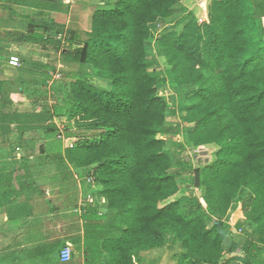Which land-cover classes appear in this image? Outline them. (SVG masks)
<instances>
[{"label": "trees", "instance_id": "16d2710c", "mask_svg": "<svg viewBox=\"0 0 264 264\" xmlns=\"http://www.w3.org/2000/svg\"><path fill=\"white\" fill-rule=\"evenodd\" d=\"M4 1L10 18L23 19L17 7L38 14L62 11L56 7L61 1ZM101 1L107 8L94 13L84 33L69 30L64 37L59 30L53 36L44 25L25 23L22 41L50 47L61 55L63 69L48 63L42 67L51 72L40 74L25 69L21 59V67L11 70L9 58L17 53L4 55L11 47L0 42L5 78L0 79V137L7 142L14 135L19 142L11 143L10 151L0 149V172L6 170L9 152L12 156L17 145L24 146L26 132L40 130L54 138L63 126L75 141L59 162L95 169L106 199L99 207L85 201L84 220H102L85 223L83 237L75 240V252L86 256L85 264H135L142 252L168 245L175 249V264H257L264 248V0H212L207 22L192 16L181 32L168 31L161 38L158 31L185 0ZM110 2H115L112 9ZM153 40L161 65L148 56ZM69 67L76 69L63 78ZM57 74L53 87L59 84L65 92L53 105L50 93L38 87H49ZM93 75L111 81V90L95 86ZM168 88L193 90L177 101L159 95ZM18 95L31 101L32 111L21 110ZM170 146L195 155L175 167ZM206 147L215 151L202 162L196 152ZM12 157L19 170H31L28 158ZM191 158H199L197 166ZM70 180L74 199L78 184L74 176ZM197 190L202 198L194 194ZM239 208L242 237L232 234L230 225ZM230 238L232 255L227 256ZM62 246L67 245L40 246L37 254L30 249L0 252V264H24L26 256L28 264H39L38 256L61 264ZM75 252L63 264H75Z\"/></svg>", "mask_w": 264, "mask_h": 264}, {"label": "rangeland", "instance_id": "374dc122", "mask_svg": "<svg viewBox=\"0 0 264 264\" xmlns=\"http://www.w3.org/2000/svg\"><path fill=\"white\" fill-rule=\"evenodd\" d=\"M54 2H60L61 1V5H56V7H61V13H58L57 11H45L44 13H36L32 10H27L25 8H16L17 12H19L21 15H23V19L21 17L16 18H10L8 13H6L5 11H0V37L4 38V39H13L14 42H20L21 45L18 46V44L15 45V47L13 46L12 49H6L7 51H4V55L9 56L11 54V50H13V52H16L17 55L22 59V62L24 63V68L29 70L31 68H34V70L36 72H40V74L43 73H50L51 71H48V69H44L42 67V65H46L48 63H53L56 67L58 65V68H56L57 70L59 69H63L65 68L64 65H62V63L60 62L61 60V55H54V53L50 52V47L49 48H43L41 45H35V44H31V45H27L24 46L26 43H24L23 37L25 35H27V26H25V23H29L30 21H35L41 25H44L43 30H45L46 28L48 29V33L50 35H56V31H65L64 37L66 35L67 31H71V30H77L80 33H84L85 31H89L90 30V26H91V19H92V15L94 13L95 10H100V9H106L107 8V2L105 1H101V0H75V5H82L81 7H79V10H82V14L79 13L77 15L78 19H75L73 14H71V6L74 5V0H70V3L67 2V0H51ZM212 0H185L184 2L178 4V6H176V8L173 11V15L168 18L166 20V22L164 23L163 27L160 28V30L158 31V37L161 38L164 36V34H166L168 31L172 32V31H177V32H181L183 27L188 23L189 19L192 16H195L198 18V21L203 18V16L207 17L208 13L205 11H203L200 8V4L204 5V6H209V3ZM111 4L109 5L110 9H112L114 7V3L115 2H110ZM108 8V9H109ZM10 11V10H9ZM54 12V13H52ZM72 16V17H71ZM9 19V20H8ZM9 21V22H8ZM200 23V22H199ZM16 25V26H15ZM23 25V26H22ZM25 26V27H24ZM18 27V31H13L14 28ZM13 28V29H12ZM12 29V30H11ZM40 30V29H38ZM20 31V32H19ZM65 39V38H64ZM65 43V42H64ZM64 46V45H63ZM66 46V45H65ZM147 51H148V56L150 59H157L160 62V65L163 64V59L160 57V50L158 45L156 44V40L151 41L150 43H148L147 45ZM58 56V57H57ZM55 69V71H56ZM76 67H69V69H67V71H64V77L68 74L67 72H73V70H75ZM54 71V72H55ZM58 72V71H57ZM60 72V71H59ZM87 72V71H86ZM3 72L0 71V79H5L3 74ZM87 73H92L91 70L90 72ZM74 74H78L77 72H75ZM73 76V74H72ZM59 76H54V78L50 81L49 83V87H38V89H41L42 91H48L50 93L51 96V103L54 105L55 103L61 102L63 99V93L65 92L62 88H58L59 84L56 85V87H53L54 84V79H58ZM74 78V77H73ZM93 80V83L95 86L102 88L104 90H111L112 87V82L107 80V79H102L100 77L94 76L91 77ZM26 80H31L30 75L28 74L25 77ZM33 79V78H32ZM193 89L191 88H182L179 91L175 92L172 91L170 88H168L166 91H161L159 93L160 96L165 97L166 99H168V97H173L175 98L177 101L181 100L182 98H185L187 96L191 95V91ZM21 98L20 100L22 102H20L22 104V106L20 105L21 109H24L25 106V101L23 99H25L26 97H24L23 95H20ZM16 102L19 101L18 97H15ZM32 104V103H31ZM169 121L172 123H175L176 121H178L176 118L174 117H170ZM61 130L66 131L65 127L61 126ZM61 133V131H60ZM81 138H83V135L80 136ZM163 138H167L166 136H163ZM57 138V139H56ZM66 138H68L66 136ZM173 140L179 141V137L175 138V136H172ZM53 139H55L53 141ZM169 138H167L168 140ZM73 141H75L74 139H72ZM32 141V142H29ZM57 141H61V145H58L56 142ZM70 140L67 141H62L60 139H58L57 137L54 138H46L44 133L42 131H38V130H32V131H28L24 134L23 136V143L24 146L23 147H19V145H17L15 153H12V156L16 155L17 158L20 159H26L25 157L27 155H32L34 153H40L41 151L44 150V153H47L49 156H52L51 158L55 157V159H61L63 157V155H65V149L69 146ZM181 141H183V137L181 138ZM11 143H19L16 139L15 136L13 135L12 137H10L8 139L7 142H4L2 140V138L0 137V149H6V151H10ZM27 145V146H26ZM19 147V148H18ZM43 147V150H41V148ZM26 150H25V149ZM215 151V148L213 147H206L205 149H202L200 152H196V153H201V161L204 162L209 158H211V154ZM17 153V154H16ZM168 155L172 158L173 160V164L175 167H178V165L182 162V161H187L189 160L188 157H194L195 153H187L186 155H183L181 152H179L177 147H172L170 146L168 148ZM2 155L0 154V157ZM10 152H9V157L7 159H5L4 163V167H5V171L2 173H5L7 171H19L18 166H16V161H13L12 159L10 160ZM35 156V155H34ZM185 157V160H184ZM198 159H196V161H193L194 159H190V162L192 163L193 166H197L198 165ZM192 160V161H191ZM36 161H38L36 159ZM34 160V162H36ZM33 160H28L27 161V165L31 166L33 165ZM2 161L0 162V167ZM22 172V170H20ZM75 173H78L79 175H85L86 178H91V176H94L95 173V169H93L92 171H85L83 170H79V169H74ZM1 173V172H0ZM22 174V173H21ZM88 182L87 185H83L84 186V190H83V202L86 205L85 201L87 202L90 196H94L97 197L99 200L101 198V188L97 185L96 181L93 180L92 178V182L86 181ZM194 194L200 198H202V192L200 191H195ZM82 202V203H83ZM167 203H163L162 205H166ZM90 205V204H89ZM100 205L99 203H97L95 206ZM94 205H90V207ZM206 207V206H205ZM107 211L100 212L101 215L105 214ZM59 212L55 213V216H58ZM54 216V217H55ZM243 212L242 209L239 208L238 211H236L230 218V225L232 228V234L237 235L242 237L243 232H241V230H239L238 225L240 223H242L243 221ZM45 218V217H44ZM42 224L44 225V228L46 230H48V232H50L51 230V226H56L52 225V220L49 217H46L45 219L42 220ZM94 221V223L96 224H100L102 223V220L97 219V220H91ZM54 223V222H53ZM56 223V222H55ZM57 228H59V226H56ZM54 229V228H52ZM57 231V235L59 234V229L54 230V232ZM1 238V237H0ZM234 240V238H230L227 240L225 248H226V255H232V253H228L229 248L231 246V241ZM64 242L61 239H58V237L54 236L53 241L51 242L52 245H57V243H61ZM6 244V243H5ZM4 247V241L3 239L0 240V248ZM64 247L66 246H62L61 250L64 249ZM36 249V250H34ZM166 253L170 252V251H175V249H172V246L168 245L166 248ZM30 253H41V250H37V248L33 247L30 249ZM1 251V250H0ZM80 251H78V255H80ZM2 256V254L0 255ZM39 257V264L41 262V264H60L58 262V260L55 259V261L53 259H47L45 257L42 256H38ZM158 260H161L162 262H165L168 260V257L165 254H161V252L158 253ZM260 260L258 261L257 264H264V248L262 250V253L260 254ZM175 256L171 259V262L175 264ZM25 263L24 264H28V260H27V256L24 257ZM63 264V263H61Z\"/></svg>", "mask_w": 264, "mask_h": 264}, {"label": "crops", "instance_id": "0c3cea01", "mask_svg": "<svg viewBox=\"0 0 264 264\" xmlns=\"http://www.w3.org/2000/svg\"><path fill=\"white\" fill-rule=\"evenodd\" d=\"M76 3L74 0V5L71 6V14L75 19H78L77 15L82 14V10H79L82 5H75ZM6 6L10 5L6 4L4 0H0V11L3 10L9 15ZM1 41L3 45H10L11 48L15 47L16 44L21 45L20 42H14L12 39H0ZM27 45L31 44L27 43L24 46ZM20 98L21 96L18 95L19 101H21ZM23 100L25 106L21 110L24 112L32 111L31 101L27 98ZM45 156L48 159L39 161L41 157ZM51 157L47 153L41 154V152L29 154L25 158L33 160V162L36 159L38 160L31 165L30 171L25 173L24 170L22 172L12 170L0 173V240L3 239L4 241V247L0 248L1 253L17 250L26 251L40 246H42L41 248L48 247L54 236L63 240L65 245L71 246L73 252H75L77 247L75 240L83 237L84 224H94V221L84 220L83 217L87 207V204L85 205L83 202V185L88 184L86 176L75 173V168L69 164H64V161L59 162L60 160ZM11 159L13 160L12 156ZM73 176L77 180L79 190V195L74 199L71 195L72 180H70ZM97 206L99 207V205ZM56 212H59V217L55 216ZM44 217L51 218L52 225L57 224L56 226H59V228L51 226L54 229L51 228V231L48 232L44 225H41L42 220L45 219ZM57 229H59L58 235L57 231L54 232ZM159 252L165 254L168 260L161 263V260H158L157 257ZM75 253V264H85L86 256L81 253L78 255V252ZM174 253L175 251L166 253L164 248L149 250L142 252L135 264H174L171 262Z\"/></svg>", "mask_w": 264, "mask_h": 264}, {"label": "built area", "instance_id": "2783aa9c", "mask_svg": "<svg viewBox=\"0 0 264 264\" xmlns=\"http://www.w3.org/2000/svg\"><path fill=\"white\" fill-rule=\"evenodd\" d=\"M67 2L70 3V0H67ZM200 8L204 12L206 11L208 13V7L207 6H204V5H201L200 4ZM208 20H209L208 18L206 19V17L203 16V18H201L199 20V22L200 23H204V22H207ZM21 65H22L21 58L18 55L14 54V55H12L9 58L8 67L11 70L17 69V68L21 67ZM56 76H59V78H60V74H57ZM60 129H62V128L60 127ZM58 139H60V140H62L64 142L67 141V140H70L67 146L73 147L74 141L71 138H66V134L64 133L63 130H61V133L58 135ZM92 178H93V180H95V177L94 176H91V178H89V179L87 178V181L92 182ZM86 203H88L90 205H94V206L97 203H99L101 205H104L106 203V199L103 196H101L100 200L97 197L90 196L89 199H88V201ZM72 257H73V249L70 246H66V247H64V249H62L60 251V259H61V261L63 263L70 262L72 260Z\"/></svg>", "mask_w": 264, "mask_h": 264}, {"label": "water", "instance_id": "95a60500", "mask_svg": "<svg viewBox=\"0 0 264 264\" xmlns=\"http://www.w3.org/2000/svg\"><path fill=\"white\" fill-rule=\"evenodd\" d=\"M202 203H203V205H204V206H206V203H205V201H204V200H202Z\"/></svg>", "mask_w": 264, "mask_h": 264}, {"label": "clouds", "instance_id": "9594fccd", "mask_svg": "<svg viewBox=\"0 0 264 264\" xmlns=\"http://www.w3.org/2000/svg\"><path fill=\"white\" fill-rule=\"evenodd\" d=\"M208 19H209V17H208ZM68 246V245H67ZM71 247V246H70ZM61 260V259H60ZM62 262V261H61ZM63 263V262H62Z\"/></svg>", "mask_w": 264, "mask_h": 264}]
</instances>
